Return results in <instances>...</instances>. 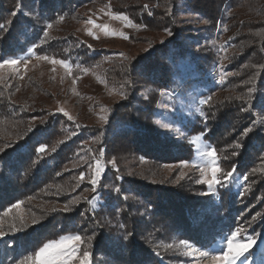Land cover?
<instances>
[{
	"label": "trees",
	"instance_id": "1",
	"mask_svg": "<svg viewBox=\"0 0 264 264\" xmlns=\"http://www.w3.org/2000/svg\"><path fill=\"white\" fill-rule=\"evenodd\" d=\"M93 1L0 0V24L5 25L0 30V58L31 49L37 54L73 59L74 63L76 60L105 62L108 80L116 79L117 91L122 94V99L109 108L103 125L83 126L56 112L41 115L36 111L37 114L29 115L21 105H0L4 111L1 114L16 123L15 128L5 130L12 132L7 139L2 138L4 130L0 136L3 144L0 213L39 195L42 203L34 206L36 215L31 218L36 223L21 225L16 219L20 231L13 233L14 246L23 249V254L36 252L61 236L78 234L85 240L81 247H87L92 254L91 264H159L162 255L152 241L164 234L190 232L193 225L189 210L199 203V198L195 193H181L179 183L164 184L167 180L163 181L162 173H158L157 164L185 160L190 157L192 147L186 140L170 139L155 131L149 120L155 101L151 96H155L157 88L168 87L173 65L184 60L197 72L206 70L214 57L213 51L207 46L200 48L199 53L192 51L196 39L188 41V32L182 30L184 26L162 22L177 9L180 0H116L135 22L143 23L141 32L158 21L160 30L168 33L148 55L130 62L105 61L100 53L77 48L75 42L72 43L75 47L68 50L66 40L53 39L43 32L46 22L75 14L81 6ZM185 1L189 9L197 10L212 22L220 14L223 22L234 18L235 26H239L240 17L250 18L239 28L241 37L234 36L241 43L231 57L233 69L241 66L242 84L238 81L214 105L210 102L217 87L210 88L211 99L203 98L205 117L189 130L190 134L203 135L215 148L221 144L219 164L226 172L235 168L231 177L243 178L246 188L241 192V199L254 207L248 213L249 219L257 217V224L264 225V0ZM232 10L234 15H227ZM84 55L88 58L85 61ZM146 86L151 88L149 99L136 96V90ZM29 117L36 120L30 123ZM41 146L45 147L42 153L37 151ZM101 149L104 171L96 190L92 191L89 165H95ZM82 173L85 179L81 181ZM225 181L224 178L222 182ZM221 190H226L225 183ZM237 194L228 198L229 211L238 210ZM65 205L71 211H64ZM226 214L219 216L201 239L219 225L231 229L234 217ZM172 221L180 223L181 229L168 231L166 224ZM191 232L190 238L195 240L194 231Z\"/></svg>",
	"mask_w": 264,
	"mask_h": 264
},
{
	"label": "rangeland",
	"instance_id": "2",
	"mask_svg": "<svg viewBox=\"0 0 264 264\" xmlns=\"http://www.w3.org/2000/svg\"><path fill=\"white\" fill-rule=\"evenodd\" d=\"M185 2V0H180L177 9L174 10L173 7L174 11L162 22H174L182 28L184 26L185 28L182 30L188 32V41L193 42L191 40L193 37L196 39L192 51L199 53L202 51L200 48L207 46L212 49L214 57L210 60V66L206 70L203 68L198 72L193 69L192 64L191 67L186 65L184 60L173 65L168 87L157 88L154 90L155 96H151L155 101L151 105L152 113L149 120L158 134H163L170 139L186 140L191 145L192 151L189 158L157 164V169L158 173H162L160 176L164 177L163 181L167 180L164 184L179 183L182 188L181 193L184 192L187 195L195 193L199 198V203L189 210V220L192 219L193 225L190 232L180 235L176 232L170 236L164 234L152 242L162 255L159 264H212L210 259H202L199 254L201 252L219 254L226 247L225 237L236 231L239 232L238 241L247 243L249 237L253 240L251 247L244 253V256L236 261V264H264V225L257 224V217L249 219L248 213L253 211L254 207L252 208V204L243 202L241 199L243 196L241 192L246 188L243 178L235 175L225 179L226 190H221V192L220 187L224 185L223 182L215 184L211 188L206 183H197L201 180L199 169L209 164V158L202 156L200 151L208 148L216 149L219 162L222 149L220 148L221 144H217L215 148L203 138V135L190 134L191 130H189L192 129L194 123L198 120L197 123H200V120L205 117L203 98L205 100L209 96L210 88L217 87L210 102L211 105H214L215 101L223 99V95H227L229 89L235 87L238 81L239 84H242L240 82L241 66L237 70L233 69L231 57L236 54L235 49L241 43V41H235L234 36L241 37L242 32H239V28L250 18L244 16L237 18L239 26H235L234 18L223 22V16L220 14L216 21L212 22L197 10L189 9ZM120 5L116 0H94L81 6L75 14L60 18L56 22H46L43 32H47V35L53 39L57 37L66 40L69 45L68 50L73 47L72 43L75 42L77 48L83 47L87 50L90 49L88 51L100 53L105 61L116 59L126 62L139 56L148 55L155 44H161L168 37L166 35L168 33L160 30L157 26L158 21L149 24L151 30L141 32L143 23L135 22L128 12L122 10V5ZM229 13L230 16L234 15L233 10L228 11L227 15ZM117 14L128 16L133 24L141 27L125 26L124 21L113 19V16ZM89 19L96 24H107L110 31L122 32L128 39H124L119 34L105 35L99 28H94L91 24L86 23ZM48 25H52V27L49 28ZM88 31L94 33L95 38L93 35H89ZM42 56H47L49 60L39 59ZM83 58V61L88 59L86 55ZM6 59H16L21 63L16 66V69L10 67L0 69V105H21L29 115H35L36 111H39L41 115L56 112L60 117H64V112H67L72 117L71 120L78 125H103L107 121V113H109L111 105L122 99V94L117 91L116 79L108 80L106 76L107 73L104 71L106 65H103L105 62L101 64L99 61L81 62L76 60L74 63L73 59L60 58L55 54H37L31 49L16 56L0 58V63ZM51 59H65L64 61L71 68V75L64 66L50 63ZM25 61L27 68H25ZM233 73H238V75H233ZM74 79L75 83H73ZM142 88L143 90L140 88V90H136V96L149 99L148 90L151 88L148 86L145 87L146 89ZM209 97L206 100H209ZM61 108L64 109V112L58 110ZM105 109L107 111H104ZM1 112H4L3 107H0V136H2L3 130H9L16 126L13 118H7ZM101 116L106 117V120H101ZM65 117L68 116L65 115ZM35 120L36 118L29 117L28 122L31 123ZM11 133L5 131L2 138L7 139ZM195 137L200 138L198 145L190 144L189 141ZM2 147L3 144H0V148ZM100 159L101 161L105 160L104 155ZM122 164L124 165L123 162ZM193 165H197V167H193ZM221 168L223 169L222 166ZM222 180H224L223 176H221ZM163 181L160 182L163 183ZM237 192L236 208L238 210L229 211L228 198L234 197ZM30 198L17 203L20 205L19 208L11 206L6 211L4 210L5 212L0 213V227L4 232V235L0 236V264H26L27 257L35 256V252L23 254V249L14 246L16 238L13 233L15 231L11 228V225L15 223L19 229L18 223L14 219L19 216L26 219V225L32 223L31 218L36 215L33 208L42 202L37 194ZM6 212L7 215H5ZM225 213L234 217V226L229 229V227L219 225L214 232H210L204 239H201L212 229L219 216H225ZM166 226L169 227L168 231L181 229L179 228L180 223L173 221ZM192 230L195 240L190 238L193 235ZM19 231L17 230V232ZM50 251H54V249ZM27 264H31V262L27 261ZM73 264H78V261H73Z\"/></svg>",
	"mask_w": 264,
	"mask_h": 264
},
{
	"label": "snow or ice",
	"instance_id": "3",
	"mask_svg": "<svg viewBox=\"0 0 264 264\" xmlns=\"http://www.w3.org/2000/svg\"><path fill=\"white\" fill-rule=\"evenodd\" d=\"M108 7L107 5L105 6ZM145 8H147V5H145ZM103 11V10H102ZM151 14V13H149ZM61 19H63L61 17ZM113 19L122 20L125 22V26H131V27H141L140 25L133 24L132 21L129 19L126 15H114ZM207 23V21H204ZM10 23V22H9ZM86 23L91 24L94 28H99L104 32L105 35H121L124 39H128L126 35H124L122 32L116 33L115 31H110L109 26L107 24H96L93 20L89 19L86 21ZM49 28L52 27V25H48ZM5 28L4 24H0V30H3ZM89 35H93L91 31H88ZM45 35L47 36V32H45ZM95 38V36H94ZM39 59L42 60H49L47 56L39 57ZM21 61H18L16 59H6L3 60L2 63H0V69H3L5 67H10L13 69H16V66L20 64ZM25 68H27V62L25 61ZM50 63L53 65L59 64L64 66L67 70L69 75H71V68L67 65L66 61L64 60H56L51 59ZM233 75H238V73H233ZM223 79V77H221ZM75 79L73 80V83H75ZM209 99H211L209 97ZM237 99H240V97H237ZM207 101H205L206 103ZM61 112H64V109H58ZM104 111H107L106 109ZM64 115L68 116V118L71 120L72 117L68 115L67 112H64ZM101 120H106V117L101 116ZM97 139H99L97 137ZM199 137H195L192 140L189 141L190 144L198 145ZM237 147H240L239 144L236 145ZM0 151H3V149H0ZM38 152H44L45 147L41 146L37 149ZM53 151H55V148H53ZM200 154L202 156H205L209 158V164L206 167L200 168L199 171L201 172V180L197 181V183H206L211 188L215 184H220L221 176H223L225 179L230 178L233 173L235 172V168L225 172L217 159V151L214 148H208L200 151ZM104 155V151L101 149L99 153V157L102 158ZM233 155H236L235 152H233ZM100 158H95V165H89L91 169V176L89 179V183L92 184V191L96 190V186L99 183V177L103 173L104 168L102 166V161ZM110 163H114L110 161ZM193 167H197V165H193ZM79 179L82 181L85 179L84 174L82 173L79 177ZM247 179V177H245ZM117 192L120 191L119 188L115 189ZM14 208H19L20 205L16 204L13 206ZM64 211H71L70 207L68 205H65L63 208ZM52 211H56L55 208L52 209ZM8 213L6 212L5 215ZM18 222L21 225H24L26 223L23 216H19L17 218ZM32 223L35 224L36 220L33 219ZM11 228L13 231H17L16 224H12ZM4 232L2 230V227H0V236H3ZM239 232L233 231L230 236L225 237L226 240V247L220 251L219 254L213 255L208 252H201L199 255L203 258H208L212 261V264H236V261L239 260L242 256H244V253L248 251V249L251 247V244L253 242L252 238H248V242L245 243L243 241H238ZM89 240H91V237H89ZM181 243H184L181 241ZM85 244V240L80 235H66L61 236L59 240H54L48 243H45L42 247L38 249V251L35 252L34 257H27L26 258V264L27 261H30L31 264H73V261H78V264H91L90 257L91 252L88 250L87 247H81ZM171 247V246H169ZM54 251H50L53 250Z\"/></svg>",
	"mask_w": 264,
	"mask_h": 264
}]
</instances>
